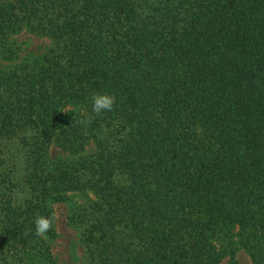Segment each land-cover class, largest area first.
<instances>
[{
  "label": "trees",
  "instance_id": "obj_1",
  "mask_svg": "<svg viewBox=\"0 0 264 264\" xmlns=\"http://www.w3.org/2000/svg\"><path fill=\"white\" fill-rule=\"evenodd\" d=\"M56 203L85 264H264V0H0V264H57Z\"/></svg>",
  "mask_w": 264,
  "mask_h": 264
},
{
  "label": "rangeland",
  "instance_id": "obj_2",
  "mask_svg": "<svg viewBox=\"0 0 264 264\" xmlns=\"http://www.w3.org/2000/svg\"><path fill=\"white\" fill-rule=\"evenodd\" d=\"M19 45L20 56L28 54L38 55L49 44L46 38H40L32 34L22 31L20 34L10 37ZM3 156L5 159L4 168L11 173L15 180H20L25 173V156L22 148L16 140L7 141L2 145ZM56 149H51L54 155ZM82 200L76 199V202ZM54 209V230L56 236L51 242L52 255L57 264H85L84 250L79 241L78 231L68 223V215L71 207L68 204L56 203ZM236 233V230H231ZM233 238V242H234ZM234 247L236 244L234 242ZM235 260L237 264H249L250 260L247 253L243 249L237 248L235 251Z\"/></svg>",
  "mask_w": 264,
  "mask_h": 264
},
{
  "label": "clouds",
  "instance_id": "obj_3",
  "mask_svg": "<svg viewBox=\"0 0 264 264\" xmlns=\"http://www.w3.org/2000/svg\"><path fill=\"white\" fill-rule=\"evenodd\" d=\"M115 103L116 97L107 92H97L91 97L92 112L97 115L112 111ZM34 224L36 235H44L51 227V219L40 216L35 219Z\"/></svg>",
  "mask_w": 264,
  "mask_h": 264
}]
</instances>
